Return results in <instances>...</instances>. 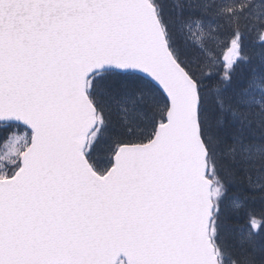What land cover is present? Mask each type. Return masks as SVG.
<instances>
[{"label": "snow or ice", "instance_id": "obj_1", "mask_svg": "<svg viewBox=\"0 0 264 264\" xmlns=\"http://www.w3.org/2000/svg\"><path fill=\"white\" fill-rule=\"evenodd\" d=\"M0 264H264V0H0Z\"/></svg>", "mask_w": 264, "mask_h": 264}]
</instances>
